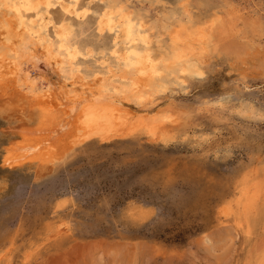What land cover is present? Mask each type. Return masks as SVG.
Returning <instances> with one entry per match:
<instances>
[{
  "label": "rangeland",
  "instance_id": "1",
  "mask_svg": "<svg viewBox=\"0 0 264 264\" xmlns=\"http://www.w3.org/2000/svg\"><path fill=\"white\" fill-rule=\"evenodd\" d=\"M83 1L85 18L60 7L52 14L78 35V62L100 69L123 49L121 35L90 28L104 3ZM178 1L126 3L160 24L171 8L182 12ZM205 1H184L191 21L202 25L234 9L241 44L212 49L203 77L159 97L153 108L170 104L178 116L167 131L96 139L72 148L67 160L10 168L6 147L35 114L0 98V264H264V0ZM38 67L52 71L43 61ZM247 106L254 116L238 113Z\"/></svg>",
  "mask_w": 264,
  "mask_h": 264
},
{
  "label": "bare ground",
  "instance_id": "2",
  "mask_svg": "<svg viewBox=\"0 0 264 264\" xmlns=\"http://www.w3.org/2000/svg\"><path fill=\"white\" fill-rule=\"evenodd\" d=\"M99 1L106 6L100 8L103 10L98 15L100 32L113 31L116 39L121 35L123 45L121 51L111 52V58L106 59L100 69L94 62H78L84 55L78 46V35L71 25L55 22L52 11L57 7H47L49 3L59 5L79 18H85L90 6L84 5L83 0H0V98L23 103L35 114V121L23 123L17 130V138L6 147L3 165L10 168L27 164L51 165L63 159L72 148L89 141L107 142L136 131L148 135L167 131L178 116L170 104L162 109L153 108L159 97L174 92L176 87L185 89L190 79L200 78L190 76L188 72L198 67L205 73V62L212 49L241 44L242 25L240 15L234 9L222 10L223 13L215 14L201 25L191 21L185 0H180L182 12L177 13L175 9L178 8L173 6L158 24L156 20L147 23L127 6V0ZM156 30L157 53L152 47ZM162 32L169 38L166 46L161 41ZM63 38L69 42L61 46L58 41ZM177 53L184 59L175 60ZM41 61L51 66L52 71L39 69ZM86 113L90 119L82 123ZM238 113L254 116L255 111L247 106L239 108Z\"/></svg>",
  "mask_w": 264,
  "mask_h": 264
},
{
  "label": "snow or ice",
  "instance_id": "3",
  "mask_svg": "<svg viewBox=\"0 0 264 264\" xmlns=\"http://www.w3.org/2000/svg\"><path fill=\"white\" fill-rule=\"evenodd\" d=\"M47 7H49V8L59 7V5H54V4L49 3L47 5ZM81 7H83V6H81ZM101 7H106V6L102 5ZM99 19H100V17H97L96 20L93 21L94 29L98 30V20ZM58 24H59V20H58ZM59 26L63 27L62 24H60ZM58 42L61 44V46H63V44L65 42H69V41L67 40V38H63L61 41H58ZM113 55H115V52H113ZM181 59H184V58L181 56L180 53H177L175 56V60L179 61ZM180 66L182 67V65H180ZM205 71H208V69H206ZM188 75L194 76V77H203L205 75V73L203 71H201L198 67H195L193 70L188 72ZM185 78H187V77H185ZM180 83L183 84V81H180ZM85 103L87 104V101H85ZM201 110H204V106H201ZM89 119H90V115L86 113L84 121H82V123L87 122ZM261 119H264V116H262Z\"/></svg>",
  "mask_w": 264,
  "mask_h": 264
}]
</instances>
